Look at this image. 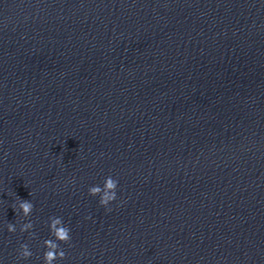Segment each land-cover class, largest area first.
Returning <instances> with one entry per match:
<instances>
[{
	"label": "clouds",
	"instance_id": "1",
	"mask_svg": "<svg viewBox=\"0 0 264 264\" xmlns=\"http://www.w3.org/2000/svg\"><path fill=\"white\" fill-rule=\"evenodd\" d=\"M117 187L118 181L112 176H108L105 178L102 187L99 185L91 186L88 191L91 196H99L100 205L105 207L108 211H111L108 206L111 202L117 199ZM18 208L24 217H28L31 215L34 205L29 200L20 199ZM32 228L33 224L29 221L21 226L20 231L25 232ZM49 228L51 236L54 237V239H47L44 241V246L46 248L43 255L44 264H54V261L64 259L65 252L60 248V243L66 244L71 240L70 229L63 223L62 218L50 217ZM7 230L14 233L16 231V226L10 223L7 225ZM31 256L32 252L30 251L29 246L27 244H21L18 258L28 259Z\"/></svg>",
	"mask_w": 264,
	"mask_h": 264
}]
</instances>
